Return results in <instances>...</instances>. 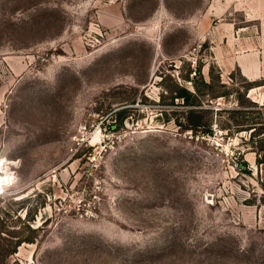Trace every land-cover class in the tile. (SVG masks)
<instances>
[{
    "label": "rangeland",
    "instance_id": "obj_1",
    "mask_svg": "<svg viewBox=\"0 0 264 264\" xmlns=\"http://www.w3.org/2000/svg\"><path fill=\"white\" fill-rule=\"evenodd\" d=\"M247 118L264 0H0V264H264V129L216 126Z\"/></svg>",
    "mask_w": 264,
    "mask_h": 264
},
{
    "label": "trees",
    "instance_id": "obj_2",
    "mask_svg": "<svg viewBox=\"0 0 264 264\" xmlns=\"http://www.w3.org/2000/svg\"><path fill=\"white\" fill-rule=\"evenodd\" d=\"M180 92L175 95V99H180L182 101V105L187 108L185 111V124H179L181 129L185 131H190L193 136H195L198 140L204 136H212L213 130L211 129V118H208L209 114H213L214 110L210 106H203L200 100L203 93H207L206 95L209 96V92H201V90H193V92H189L188 90H179ZM208 91V90H207ZM219 111V110H218ZM216 111V112H218ZM221 111V110H220ZM126 110H119L117 111V115L121 116V119L119 123H122V121L126 118L125 115ZM231 113L239 112L235 110L229 111ZM241 112V111H240ZM259 112V111H258ZM125 115V116H124ZM263 118V117H262ZM232 119V118H231ZM260 119V118H258ZM217 121V120H216ZM246 123L247 126H245V123H236L234 126H228L227 124H217L216 126L219 127L221 130L227 131V133L232 135L234 132H239L242 130H252L250 132V136L258 137L259 135H262V129H264V120L256 122L255 120L244 119L243 120ZM216 124V123H215ZM255 148L258 149L259 153V160L257 162L259 164L264 165V138L263 136L260 138H257L255 140ZM30 243L31 240L24 238V237H17L14 240L13 243V251L8 254V256L15 253L16 246H19L22 243Z\"/></svg>",
    "mask_w": 264,
    "mask_h": 264
},
{
    "label": "bare ground",
    "instance_id": "obj_3",
    "mask_svg": "<svg viewBox=\"0 0 264 264\" xmlns=\"http://www.w3.org/2000/svg\"><path fill=\"white\" fill-rule=\"evenodd\" d=\"M0 182H1V180H0Z\"/></svg>",
    "mask_w": 264,
    "mask_h": 264
}]
</instances>
